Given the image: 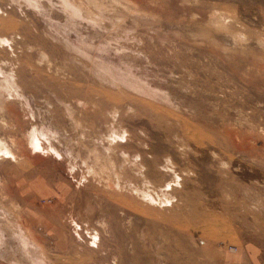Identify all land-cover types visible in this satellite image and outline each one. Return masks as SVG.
Here are the masks:
<instances>
[{"label":"rangeland","instance_id":"obj_1","mask_svg":"<svg viewBox=\"0 0 264 264\" xmlns=\"http://www.w3.org/2000/svg\"><path fill=\"white\" fill-rule=\"evenodd\" d=\"M32 242L264 264V0H0V264Z\"/></svg>","mask_w":264,"mask_h":264},{"label":"crops","instance_id":"obj_2","mask_svg":"<svg viewBox=\"0 0 264 264\" xmlns=\"http://www.w3.org/2000/svg\"><path fill=\"white\" fill-rule=\"evenodd\" d=\"M27 240V239H26ZM29 242V241H28ZM29 243H31V242H29ZM32 247H33V250L31 251V256L29 255L30 254V252H25V254H26V258H27V261H23L22 260V262H19L18 263V261L16 262V264H25V263H27L28 261H30V259L32 260V261H30V264H37L38 263V261H37V263L34 261L35 260V243L34 242H32ZM39 256H40V254H38ZM24 257V256H23ZM42 257V256H41ZM21 259H23V258H21ZM41 264H45V263H42V261L40 262ZM39 264V263H38Z\"/></svg>","mask_w":264,"mask_h":264},{"label":"built area","instance_id":"obj_3","mask_svg":"<svg viewBox=\"0 0 264 264\" xmlns=\"http://www.w3.org/2000/svg\"><path fill=\"white\" fill-rule=\"evenodd\" d=\"M230 251L231 252H236L234 248H230Z\"/></svg>","mask_w":264,"mask_h":264}]
</instances>
